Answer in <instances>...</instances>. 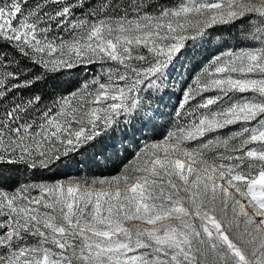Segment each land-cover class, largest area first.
Returning <instances> with one entry per match:
<instances>
[{
    "label": "snow or ice",
    "instance_id": "6c2138e0",
    "mask_svg": "<svg viewBox=\"0 0 264 264\" xmlns=\"http://www.w3.org/2000/svg\"><path fill=\"white\" fill-rule=\"evenodd\" d=\"M189 49L171 127L118 175L0 187V264H264V0H0V166L52 171L131 123Z\"/></svg>",
    "mask_w": 264,
    "mask_h": 264
},
{
    "label": "trees",
    "instance_id": "16d2710c",
    "mask_svg": "<svg viewBox=\"0 0 264 264\" xmlns=\"http://www.w3.org/2000/svg\"><path fill=\"white\" fill-rule=\"evenodd\" d=\"M215 34L216 37H223L227 44L236 41L232 39L231 32H218ZM83 76L82 72L74 70L68 75L48 78L39 83L35 87V91L39 92L47 102L56 95L66 94L74 90L83 79ZM144 113L138 114L131 123H122L97 136L78 151L71 153L62 160L58 168L52 171L38 170L35 176L29 177L28 174L13 166H0V187L10 190L29 179L57 180L66 179L71 175L77 178L116 175L119 173L120 166L128 164L132 159L130 157L133 154L134 143H136L134 135L136 132H140L143 126Z\"/></svg>",
    "mask_w": 264,
    "mask_h": 264
},
{
    "label": "rangeland",
    "instance_id": "374dc122",
    "mask_svg": "<svg viewBox=\"0 0 264 264\" xmlns=\"http://www.w3.org/2000/svg\"><path fill=\"white\" fill-rule=\"evenodd\" d=\"M212 39L213 43L209 46L210 51L216 48H221V50H224L223 47H221L222 45L228 48L238 46V41L227 44V41H225L223 37H216V34L213 35ZM191 55L192 49H189L185 56H181L174 61L169 71L170 82L168 87L162 94L159 95L157 101L153 103L152 108L143 114V126L140 132H136L134 135L136 143H134L133 149L131 148L133 154L130 158L133 159L135 156L136 152H133V150H138L145 143L159 141L171 127L173 112L181 98V88L186 86V81L189 77V59H187L186 57H189ZM203 55H206V53L201 52L200 54L196 55V60L201 59ZM161 95L162 99L160 98ZM122 167L123 166L121 165L119 168V173L121 172ZM119 173H117L116 175H118ZM116 175L98 176L92 178H109ZM68 178L77 177L71 175ZM135 223L138 222L132 221L129 223V226Z\"/></svg>",
    "mask_w": 264,
    "mask_h": 264
}]
</instances>
